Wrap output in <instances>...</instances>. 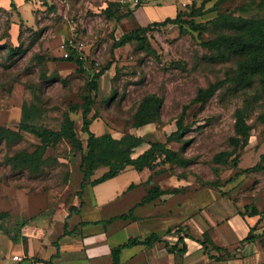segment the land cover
<instances>
[{"label":"rangeland","instance_id":"1","mask_svg":"<svg viewBox=\"0 0 264 264\" xmlns=\"http://www.w3.org/2000/svg\"><path fill=\"white\" fill-rule=\"evenodd\" d=\"M260 1L0 0V264L10 262L8 254L15 242H28L46 232L54 239L64 222L69 220V228L76 222L77 211L71 207L80 204L84 178L78 144L70 138L50 143L37 170L19 164L16 156L32 153L43 143L22 124L60 129L67 112L86 146L88 133L82 130L86 95L94 99L90 127L96 134L132 132L147 140L165 139L178 129L186 108L188 129L173 145L191 162L173 171L192 175L197 185L218 180L239 210L257 214L253 239L264 249V122L260 117L264 102L255 101L248 111L252 125L248 143L239 149L237 161L233 155L226 163L217 162L215 154L233 148L235 112L257 90L249 88L246 93L228 81L206 101L193 102L201 87L227 78L239 60L219 56L205 46L204 41L223 30L222 26L213 29L212 21L222 14L262 17ZM111 2H115V16L108 17L105 9ZM142 3L143 9L137 11ZM180 10L185 11L184 18L209 22L211 27L194 29L187 21L153 25L148 39L154 51L136 40L113 47L126 32L174 17ZM71 46H77L78 56L81 52L86 57L84 69L76 56L67 58ZM109 63L97 80L98 88H91L94 75ZM150 93L161 99L160 120L132 126L137 104ZM74 105L79 108L73 110ZM258 163L261 169L246 170ZM107 169L99 167L92 178ZM139 192L131 191L117 201L118 209H126L125 202L139 197ZM45 215L51 216L45 219L50 225L46 231L37 224Z\"/></svg>","mask_w":264,"mask_h":264},{"label":"crops","instance_id":"2","mask_svg":"<svg viewBox=\"0 0 264 264\" xmlns=\"http://www.w3.org/2000/svg\"><path fill=\"white\" fill-rule=\"evenodd\" d=\"M143 3L137 11L143 9ZM171 133L168 132L165 139L158 140L167 141ZM117 134L112 133L116 138L123 135ZM136 135L144 140L135 147L133 157L143 153L152 141H156ZM174 142L172 140L168 145L178 149ZM164 159L165 154L159 156L154 169L150 166L137 169L134 165H128L112 178L87 184L83 190L85 193L80 197L79 210L74 215L77 219L72 228H69L68 220L54 239L46 232L31 236L28 242H15L8 254L10 262L6 264H113L114 247L133 238H147L154 233L162 240L152 245L135 243L123 247L120 264L264 262V249L260 242L247 239V236L257 233V214L239 210L229 195L223 193L225 190L206 184L197 185L192 175L176 173L173 171L176 165L163 163ZM153 186L162 193L151 201L141 203ZM134 190H140L139 197L125 202L126 209L119 210L116 202ZM132 208L133 214L128 218L120 217ZM50 217L45 215L37 222L46 227L45 231L50 226L45 219ZM56 229H59L58 226Z\"/></svg>","mask_w":264,"mask_h":264},{"label":"trees","instance_id":"3","mask_svg":"<svg viewBox=\"0 0 264 264\" xmlns=\"http://www.w3.org/2000/svg\"><path fill=\"white\" fill-rule=\"evenodd\" d=\"M115 2H111L105 9L108 17L115 16L112 6ZM259 5L264 9V0H261ZM184 12L180 10L176 16L167 17L161 21H153L147 25H139L130 32H126L121 38L115 40L113 47L116 48L133 40L138 41L141 47H147L154 51L149 43L148 32L152 29L153 25H167L170 23L189 22L194 29H209L210 23H199L195 19L184 18ZM118 17V16H116ZM218 20L220 23H216ZM213 22V29L222 26L223 30L215 32L210 39L204 41L207 46L214 53L219 56H237V68L227 78L211 82L207 87H201L193 102H204L212 96L220 87L224 86L228 81L236 85V88H242L248 91L249 88L256 89L255 93H250L246 98V104L237 108L235 112V134L230 137V144L233 146L231 150L218 152L215 154L217 162L226 163L230 161V157L235 155L234 161L238 160L239 149L247 145L251 135L252 125L247 121L248 111L255 103V101L262 99L264 102V16L262 17H243V16H230L222 14ZM71 53L67 57L70 60H75V56L81 69H84V60L80 58L79 50L76 47H70ZM110 67V63L102 70L96 73L91 81V88H98L97 80L103 72ZM94 105V99L90 95L85 96V104L83 108V124L82 130L88 133L86 146L84 141L79 137L75 128V120L67 112L60 129H51L47 127H37L28 123L22 124L24 128L36 133L42 138L43 143L38 148L29 153L21 152L16 156L19 164L29 166L31 169H39L42 163V156L50 143L62 138H70L78 144L82 151V169L84 171V178L81 183V191H83L88 183L97 184L118 175L121 170L128 165H134L137 169H143L150 166L154 169L156 166L155 161L159 156L165 154L163 163L170 162L176 166L188 165L191 159L184 156L179 149H173L168 145L172 140H181L182 133L188 129L185 124L184 109L181 117L178 119V129L173 131L168 137L167 141H152L148 149L137 157H133L132 153L136 146L143 142V138L132 132H126L122 137L116 138L111 133L96 134L91 129L93 117H90ZM161 99L156 93L145 95L136 106V110L132 115V126H142L147 123L160 120L161 112ZM78 106H73V110H77ZM264 122V116H260ZM107 166L108 169L99 177L92 178L95 171L101 167ZM261 164L246 168L247 171L252 169H261ZM206 185H211L219 188L218 180H211ZM80 191V197H82ZM223 191V190H222ZM162 193L158 187H151L146 196L143 197L141 203L151 201ZM225 193V191H223ZM82 203V202H81ZM72 211L79 210V207L74 205L71 207ZM134 208L129 213H123L120 217L128 218L133 214ZM254 235L247 236V239H253ZM162 240L161 237L154 233L147 238H133L127 242L120 244L113 248L114 262L113 264H120V254L123 247L135 243H143L152 245L155 242ZM264 264V262L259 263Z\"/></svg>","mask_w":264,"mask_h":264},{"label":"built area","instance_id":"4","mask_svg":"<svg viewBox=\"0 0 264 264\" xmlns=\"http://www.w3.org/2000/svg\"><path fill=\"white\" fill-rule=\"evenodd\" d=\"M127 1H134V2H140L141 0H127ZM72 43H73V41H72ZM72 45H74V44H72ZM77 47V46H76ZM70 55V52L69 51H66V56H69ZM80 58L81 59H86V57L80 52ZM16 258L18 257V256H15Z\"/></svg>","mask_w":264,"mask_h":264}]
</instances>
